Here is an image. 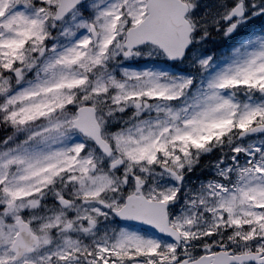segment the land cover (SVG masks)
I'll use <instances>...</instances> for the list:
<instances>
[{
  "label": "snow or ice",
  "instance_id": "1",
  "mask_svg": "<svg viewBox=\"0 0 264 264\" xmlns=\"http://www.w3.org/2000/svg\"><path fill=\"white\" fill-rule=\"evenodd\" d=\"M0 264H264V0H0Z\"/></svg>",
  "mask_w": 264,
  "mask_h": 264
}]
</instances>
